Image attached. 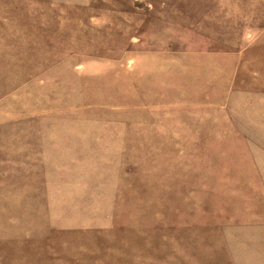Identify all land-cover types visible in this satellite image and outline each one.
<instances>
[{
  "label": "rangeland",
  "instance_id": "rangeland-1",
  "mask_svg": "<svg viewBox=\"0 0 264 264\" xmlns=\"http://www.w3.org/2000/svg\"><path fill=\"white\" fill-rule=\"evenodd\" d=\"M0 264H264V0H0Z\"/></svg>",
  "mask_w": 264,
  "mask_h": 264
}]
</instances>
